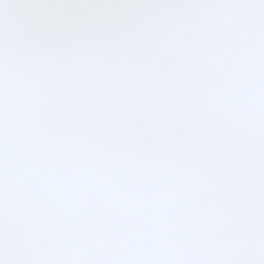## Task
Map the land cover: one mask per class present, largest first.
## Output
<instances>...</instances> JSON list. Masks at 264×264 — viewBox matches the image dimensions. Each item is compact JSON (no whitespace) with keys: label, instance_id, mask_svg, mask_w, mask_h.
Wrapping results in <instances>:
<instances>
[{"label":"snow or ice","instance_id":"1","mask_svg":"<svg viewBox=\"0 0 264 264\" xmlns=\"http://www.w3.org/2000/svg\"><path fill=\"white\" fill-rule=\"evenodd\" d=\"M0 264H264V0H0Z\"/></svg>","mask_w":264,"mask_h":264}]
</instances>
